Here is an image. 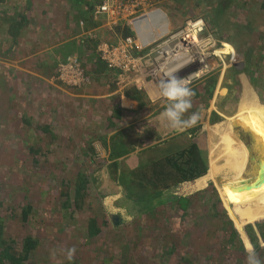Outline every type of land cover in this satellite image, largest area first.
<instances>
[{"label":"rangeland","instance_id":"374dc122","mask_svg":"<svg viewBox=\"0 0 264 264\" xmlns=\"http://www.w3.org/2000/svg\"><path fill=\"white\" fill-rule=\"evenodd\" d=\"M153 1L157 7L145 17L144 30L138 34L134 29L139 42L140 36L143 44H149L183 28L190 20H202L201 37L215 41L217 50L230 45L235 57L230 54L212 58L206 73L186 87H180L179 81L201 67L162 83V98L154 102L139 91L144 95L143 102L132 99L128 94L134 89L130 88L127 96L137 103L135 110L121 107L117 80L102 69L98 58L101 42H115L122 35L97 24L89 25L86 0L78 4L76 0H32L27 13L30 21L19 40L0 28V220L6 222L19 244L29 232L41 237L28 264H64L75 258L81 264H201L203 257L207 264H264V239L259 232L264 212L256 219L253 210L264 208V59L260 47L256 48L253 64L244 72V50H237L229 41L241 44L235 30L229 28L239 27L246 17L258 29L257 34L264 35V0H239L246 3L247 9L227 10L225 18L220 16L213 23V10L219 0ZM27 3L28 0H10L6 6L10 18L23 13ZM1 4L4 1L0 0L3 19ZM166 14L173 26H165ZM82 19H86L85 31L93 30L96 38L78 36L77 24ZM55 42L62 45L55 49ZM70 43L75 44L71 54L76 53L99 71L91 86L74 90L52 80L59 63L55 66L51 62L58 56L56 52L63 53L64 46ZM117 107L123 113L112 126L109 110ZM44 126H49L48 133L43 132ZM125 129L132 131L136 141L128 146V155L111 160L110 152L115 146L111 138ZM232 129H236L233 140H226L225 134L230 135ZM221 139L224 148L217 150ZM192 143L199 147L207 174L157 197L138 201V189L131 191L127 184L129 172L135 169L130 155H138V166L144 159L152 162ZM30 146L39 149V154L29 152ZM33 158L39 160L34 167ZM18 161L21 164L16 166ZM236 166L237 171L239 167L243 171L236 172ZM259 166L263 167L260 189L245 202L246 206H241L244 201L238 197L250 191L251 185L245 184ZM241 174L243 182L238 183ZM81 177L88 180L82 196L86 214L75 212L71 218L62 209L61 186L66 183L75 188ZM8 192L14 193L15 203L31 201L42 211L33 217L28 230L2 216L7 208L2 200ZM191 195L195 199L187 210L181 209L178 200ZM222 209L240 242L218 250L222 247L220 237L229 230H220ZM87 215L96 220L99 228L93 236L86 228ZM243 219L250 221L244 223ZM248 226L258 238L257 245ZM2 247L0 241L1 250ZM181 254L189 263L179 262Z\"/></svg>","mask_w":264,"mask_h":264},{"label":"trees","instance_id":"16d2710c","mask_svg":"<svg viewBox=\"0 0 264 264\" xmlns=\"http://www.w3.org/2000/svg\"><path fill=\"white\" fill-rule=\"evenodd\" d=\"M76 1H77V4L78 2L80 3L85 2V0H76ZM31 4H32V0H28V3H27L28 9L31 7ZM231 9H233L234 12L247 9L246 3H244V1L239 2V0H219L215 10H213L214 14L212 16H215V18L214 19L212 18L211 22L212 23L213 21L217 22L220 16L224 17L223 16L224 13H226L227 10L229 11ZM27 13H28V10L26 13L19 15V20L17 22H14L10 24L9 26H7L8 27L7 32L8 34L11 35L13 39H16L17 35L23 32L24 27L28 26L30 20H29V16H27ZM83 15L86 16V14L84 13ZM144 17H141L139 19L137 23V28L136 26L135 27L119 26L116 28L115 32L122 35V37H127L131 35L135 36L136 32L134 31V29H137L136 31L138 34L141 33V30H143L141 26H145ZM89 19L92 23L89 21H87V23L93 26V24L95 23L91 20L90 17ZM82 20H86V19H82ZM244 21L245 22L241 23L239 27L236 26V28H232L230 26L231 28H229V29L235 30V35H238L240 40H242L241 44L239 45V42H236V41H232V40H229V41L236 47L237 50H240L241 48H243L244 53H245V58L247 60L246 62L247 67L244 68L243 70L244 72H247L248 68L251 67L253 64L252 54L256 48L260 47L259 51L260 53H262V56H261L262 60L264 59V35L257 34L258 29L253 27L252 21L249 18L246 17ZM257 35H258V38L255 39V36ZM139 39L140 41L141 40L143 41V37L140 36ZM254 41L256 42V45ZM74 46L75 44L73 43L67 44L64 46L65 49L63 53L61 52L59 53V51H57L56 53L57 54L59 53L60 56L63 55L62 57L64 58V60L70 55L78 56L76 53L71 54L73 52L71 50H74ZM98 58H99V54H98ZM99 61H100V58H99ZM84 67L86 69V73L91 75L93 79L96 80L95 76L99 74L98 69L93 68L90 63L86 64L85 62H84ZM253 67L256 68L257 64L255 63ZM248 74H250L251 77L253 76L251 72H248ZM235 83L239 85L240 82L238 79H235ZM263 86L264 84H261V87ZM143 94L139 93L136 90H133L129 92L128 95L132 99L138 101L139 103H142L144 100V95H145ZM210 95H212V92H210ZM122 111L123 110H121L118 107L109 110L110 116L108 119L111 121L110 124L112 126L116 125L118 121L121 119V116L123 113ZM24 121L28 122L26 121V119H24ZM42 130L43 132L48 133L49 126L42 127ZM234 130L232 129L230 131V135L225 134L226 140L228 139L233 140ZM134 138L135 136L134 134H132V131L130 129L129 130H126V129L119 130V132L111 138L112 141L115 143V146L114 148H112L110 152V159L116 160V159H120L128 155L129 152H131V150L127 148L128 146L132 145L130 143L136 141ZM218 142L220 143V146H218L217 150L223 146L222 139L219 140ZM104 144L106 147H109V145L107 146L106 141H104ZM222 148H224V146ZM29 152L35 155H38L39 149L34 148L33 146H30ZM223 162H224V158L222 159L221 163L223 164ZM15 163H16V166L21 164L20 161L15 162ZM38 163H39V160L37 158H33L32 166L34 167V165H37ZM262 168L263 167H260V166L256 168L254 175L248 179L249 184H245L248 186L251 185V187H250V191L244 194V197H240L239 195L238 198L240 199V201H244L240 204L241 206H246L245 202L249 200L250 197L253 194L257 193L258 190L260 189L263 179H261L259 175L261 174ZM234 169H236L235 171L238 172L237 166ZM207 172H208V167H207L205 160L203 159V156L201 155L198 145L195 143H192L182 149L173 151L168 154H164L163 157L156 159L152 162H149V161L146 162V159H144V161L140 165H138V167H136L134 170L129 172V176H128L129 180L127 181V184L130 186L129 190L131 191L132 189L134 190L138 189V192L136 191L137 192L136 194H139L140 198H137V200L140 201L141 198H145V197H148V198L157 197L159 196V194H162V192L167 191L180 184L190 183V182L199 180L200 178L204 177L207 174ZM242 176L243 174L237 177L238 183L243 182ZM228 182L234 183L231 180H229ZM87 183H88V180L84 179V177H81L76 183L75 188H72L71 184L67 185L66 183L61 186L62 188H64V191L60 192L62 209L68 211L70 213L71 218H74L75 212H78V213L83 212L84 214H86V211L84 210V203L82 200V196L86 189ZM240 185H242L244 188L248 187V186L245 187L241 183ZM1 188H2V184L0 182V191H1ZM235 188L238 189V187H235ZM13 197H14V193L10 194L8 192L4 200H2L3 204H7L6 211L2 216L5 217L7 221H10L13 223L16 222V224L21 225L22 228L26 227V229L28 230V227L31 225V221H33L32 220L33 217H35V215L38 212H40V210L38 208H35L34 205L31 203V201L29 203L18 201V203L16 202L17 203L16 204L15 200H13ZM195 197H196L195 195H191L190 197H181L178 200L177 204L180 206L181 209L187 210L191 200L193 201ZM229 203L230 202H228V204ZM233 204H235V202H233ZM253 210H256L254 214H256L257 217L255 216V218L256 219L261 218V215L264 212V208H258V209L253 208ZM225 212L226 211L223 210L221 217H220V221L222 222V225L220 223L221 225L220 230L223 231L224 227H227V229L229 227V230L228 232H224L222 234L223 236L220 237L219 240H221L222 247H218L217 248L218 250H224L226 246L230 247L233 244L239 245V242H240L238 233L233 228L232 226L233 224L231 220L228 218V216L225 214ZM40 213H42V211ZM241 214L242 216L244 215L243 213ZM87 217L89 216L87 215ZM88 219L89 220H88L86 228L87 230L91 231V235L93 236L97 234V231L99 232V228L96 227V224H97L96 220L90 217ZM243 220H244V223L250 221L248 219H243ZM105 224H108V221H106ZM247 229L249 231L252 241L254 242L255 245H257V241H256L257 237L254 236V233L252 232V227L248 226ZM259 232L262 234L263 239H264V224H262L261 228H259ZM53 236L54 238H56L58 236L57 232H55ZM247 240L249 241V245L252 247L250 239L248 238ZM0 241L2 245H4V248L2 247V250L0 248V264H28L32 255L38 250V246L39 244H41L42 239L41 237H36L32 232H29L25 234V236L22 238V242L19 244V242L17 241V238L14 235L10 234V228L7 226L6 222H3V220H0ZM161 246L163 245L161 244ZM161 246L160 248L162 249ZM75 259L73 260L69 259L68 261H65L64 264H81L78 260H75ZM203 259L204 260L201 262V264H207L206 259L204 257ZM263 259H264V256H263ZM179 262L189 263V259L187 257H183V254H181V258L179 259Z\"/></svg>","mask_w":264,"mask_h":264},{"label":"built area","instance_id":"2783aa9c","mask_svg":"<svg viewBox=\"0 0 264 264\" xmlns=\"http://www.w3.org/2000/svg\"><path fill=\"white\" fill-rule=\"evenodd\" d=\"M86 3L91 20L115 34L119 26L137 27L139 19L157 7L153 0H86ZM101 16L103 20H100ZM85 24V20L79 22L83 36L96 38L93 30L85 31ZM141 27L144 30L145 26ZM203 32L202 20H190L183 28L149 44L139 42L135 36H119L115 42H101L99 58L117 80L121 106L127 110L137 108L127 96L130 88L144 93L154 102L162 98V83L181 76L184 71L192 72L194 68L201 67L198 72H192L179 81L180 87H186L206 73L208 63L216 57L217 44L211 39H203ZM231 55L235 57V52L232 51ZM52 80L74 90L93 84V77L86 73L84 61L76 55L68 56L57 66Z\"/></svg>","mask_w":264,"mask_h":264},{"label":"crops","instance_id":"0c3cea01","mask_svg":"<svg viewBox=\"0 0 264 264\" xmlns=\"http://www.w3.org/2000/svg\"><path fill=\"white\" fill-rule=\"evenodd\" d=\"M1 1H4V4H1V6L3 5V9H4V13H5V16H3V19H1L2 20V22L0 23L1 25H0V28H2L3 30L5 29L6 31H8V27L7 26H9L10 24H12V23H14V22H17L18 20H19V16H18V19H17V14L19 15V14H23V13H26L27 12V10L29 11V9H28V5H26V7H25V10L23 11V13H16V17H13V18H10V14H9V11L8 10H6V8H8V7H6L8 4H10V0L8 1V0H1ZM87 4V3H86ZM88 6V5H87ZM44 7H46V5L44 4ZM53 7H51L50 9H52ZM54 10V9H53ZM85 11L88 13L89 11L87 10V8L85 9ZM56 12L54 11V12H51L50 13V16H54V14H55ZM7 14V15H6ZM166 16H167V18L165 19V20H163V21H165L164 23H165V26L166 27H168V25L169 26H173V23H172V21H170V19H169V17H168V14H166ZM12 19V20H11ZM29 20H30V18H29ZM91 22V21H90ZM92 23V22H91ZM79 24V23H78ZM77 24V29H78V36H80L81 37V35L83 34V31L79 28V25ZM66 25V29L68 28V24H65ZM65 25H64V27H65ZM94 26H96V24H93ZM25 28V27H24ZM24 30V29H23ZM77 31V30H76ZM24 32V31H23ZM23 32L22 33H20L19 35H17V40H19L20 38H21V34H23ZM55 34H58V32L57 31H55ZM77 36V37H78ZM79 37V38H80ZM68 39V38H67ZM59 42V41H58ZM15 45H17V42H16V44ZM59 45H62V44H59V43H57V42H55L54 44H53V46L52 47H55V49L59 46ZM95 50V49H94ZM59 53H60V51H59ZM59 53L57 54L58 56H56L55 58H54V61L53 62H51L52 64H54L55 66H57L58 65V63L60 64L61 62H63L64 61V58L62 57V56H60L59 55ZM53 55H54V53H53ZM52 61V60H51ZM85 62V61H84ZM51 63L49 64L48 63V65H51ZM86 63V62H85ZM56 68V67H55ZM102 69H106L107 70V68L105 67V65L103 64V66H102ZM108 71V70H107ZM109 74H110V72H109ZM136 106H137V103H136ZM122 107V106H121ZM123 108V107H122ZM123 109H125V108H123ZM126 110V109H125ZM132 155V156H131ZM130 155V158H133L134 157V159L132 160V161H130V164H132V169H134V168H136V167H138L137 165H136V163H139V161L137 162V160L138 159H140L139 157H138V155H133V154H131ZM136 161V162H135ZM127 164H128V161H127ZM129 165V164H128Z\"/></svg>","mask_w":264,"mask_h":264},{"label":"bare ground","instance_id":"6f19581e","mask_svg":"<svg viewBox=\"0 0 264 264\" xmlns=\"http://www.w3.org/2000/svg\"><path fill=\"white\" fill-rule=\"evenodd\" d=\"M225 44V43H224ZM224 47H225V49H221V50H216L215 51V54H214V56H216V57H219V58H223V56H228V55H230L231 53H232V51H234L233 50V47H231L230 45H227V44H225V45H223ZM242 152V154H243V151H240V153ZM239 172H242L243 170H241V169H239L238 170ZM117 210V209H116ZM119 210V209H118Z\"/></svg>","mask_w":264,"mask_h":264},{"label":"water","instance_id":"95a60500","mask_svg":"<svg viewBox=\"0 0 264 264\" xmlns=\"http://www.w3.org/2000/svg\"><path fill=\"white\" fill-rule=\"evenodd\" d=\"M113 219L114 220H116V219L119 220V217L118 216H114ZM244 230H245V228H244Z\"/></svg>","mask_w":264,"mask_h":264}]
</instances>
